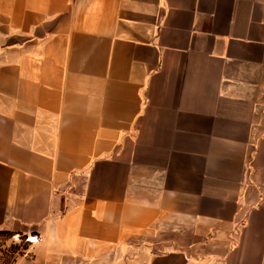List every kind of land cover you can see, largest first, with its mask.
Segmentation results:
<instances>
[{
  "label": "crops",
  "instance_id": "crops-1",
  "mask_svg": "<svg viewBox=\"0 0 264 264\" xmlns=\"http://www.w3.org/2000/svg\"><path fill=\"white\" fill-rule=\"evenodd\" d=\"M0 232L13 264H264V0H0Z\"/></svg>",
  "mask_w": 264,
  "mask_h": 264
},
{
  "label": "rangeland",
  "instance_id": "rangeland-1",
  "mask_svg": "<svg viewBox=\"0 0 264 264\" xmlns=\"http://www.w3.org/2000/svg\"><path fill=\"white\" fill-rule=\"evenodd\" d=\"M24 253V242L20 237L10 238L0 232V264H13Z\"/></svg>",
  "mask_w": 264,
  "mask_h": 264
},
{
  "label": "built area",
  "instance_id": "built-area-1",
  "mask_svg": "<svg viewBox=\"0 0 264 264\" xmlns=\"http://www.w3.org/2000/svg\"><path fill=\"white\" fill-rule=\"evenodd\" d=\"M26 241L31 243V244H34V243H37L39 241V237L37 235L28 236L26 238Z\"/></svg>",
  "mask_w": 264,
  "mask_h": 264
}]
</instances>
